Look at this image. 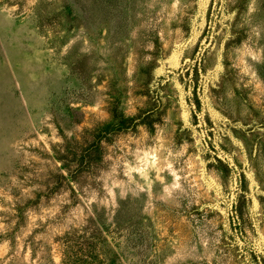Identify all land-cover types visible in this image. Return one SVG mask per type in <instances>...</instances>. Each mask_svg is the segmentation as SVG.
<instances>
[{
	"label": "rangeland",
	"instance_id": "1",
	"mask_svg": "<svg viewBox=\"0 0 264 264\" xmlns=\"http://www.w3.org/2000/svg\"><path fill=\"white\" fill-rule=\"evenodd\" d=\"M93 235L103 264H259L264 0H0V264Z\"/></svg>",
	"mask_w": 264,
	"mask_h": 264
},
{
	"label": "trees",
	"instance_id": "2",
	"mask_svg": "<svg viewBox=\"0 0 264 264\" xmlns=\"http://www.w3.org/2000/svg\"><path fill=\"white\" fill-rule=\"evenodd\" d=\"M94 235L91 238L82 237L74 241V253L63 258V264H103L100 259V253L97 250V242L94 241ZM69 246L70 244L67 243ZM259 261L255 263L264 264V256L259 255Z\"/></svg>",
	"mask_w": 264,
	"mask_h": 264
}]
</instances>
